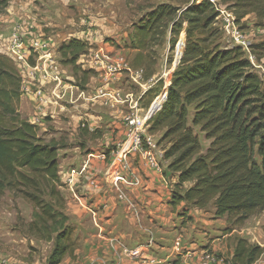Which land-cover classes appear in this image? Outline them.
<instances>
[{"label":"trees","instance_id":"obj_1","mask_svg":"<svg viewBox=\"0 0 264 264\" xmlns=\"http://www.w3.org/2000/svg\"><path fill=\"white\" fill-rule=\"evenodd\" d=\"M9 1L0 0V10ZM218 1H232L227 9L232 10L235 22L253 15L256 26L264 30V0ZM178 2L184 5L182 10L160 4L133 27L132 49L138 51L161 47L167 36L173 50L182 32L184 36V44L182 38L176 48L177 66L166 80L170 85L165 99L149 121L148 133L161 135L157 144L169 162V175L176 177L170 206L184 204L182 211H187L212 205L215 218L241 227L264 211V82L252 72L241 47L221 50L214 44L219 15L214 2ZM87 50L86 44L70 39L59 53L63 64L75 70L77 59ZM248 51L257 62L262 60L264 41L249 45ZM29 60L30 66L35 65ZM140 61L139 53L131 67L142 70L143 79L148 80L155 62L142 67ZM81 74L83 85L95 75L92 70ZM21 96L22 78L11 61L0 56V196L8 192L30 205L31 220L22 222V233L52 244L45 263L61 264L76 246L60 191L59 151L63 147L54 139L44 141L39 128L20 116ZM195 130L209 142L204 152ZM262 252L259 245L236 238L229 263L255 264ZM169 264H180V258Z\"/></svg>","mask_w":264,"mask_h":264},{"label":"crops","instance_id":"obj_2","mask_svg":"<svg viewBox=\"0 0 264 264\" xmlns=\"http://www.w3.org/2000/svg\"><path fill=\"white\" fill-rule=\"evenodd\" d=\"M96 47L91 50H102L112 60L120 58L132 69L126 53L108 43ZM86 56L81 59L82 68L93 70L95 76L84 86L85 90L63 82L62 76L54 74L53 66L50 69L37 63L36 69L24 74L18 105V112L25 113L31 124L47 126L46 118H50L54 138L65 129L73 140L80 127L79 132L88 138L84 146L69 145L59 154L60 191L65 199L63 213L74 228L76 240L73 255L65 256L61 264H135L122 250L140 244L149 246L147 255L156 264H169L177 257L180 264H227L222 257L223 262L205 261L202 255L210 249L204 250L200 245L202 233L197 232L195 237L196 220L200 226L208 227L214 226V222L205 220L200 210L182 211L184 204L170 206L176 177L167 171L169 162L162 159L158 169H153L144 152L128 156L125 168L121 167L125 162L113 156L112 151L128 140V128L123 122L128 111L125 97L129 93L137 94L138 89L123 66L108 75L106 81V74L95 69L90 54ZM165 91L163 83L158 82L143 96L140 105L147 107L155 96ZM147 129L141 137H147ZM155 144L151 152H163L162 146ZM117 172L124 181L113 180ZM188 218H193L194 224ZM220 221L216 220L219 228H226ZM230 236L225 233L222 239ZM49 246L52 249V244ZM211 248L214 253L230 251V259L234 250L233 247ZM263 255L264 252L255 264L263 261Z\"/></svg>","mask_w":264,"mask_h":264},{"label":"rangeland","instance_id":"obj_3","mask_svg":"<svg viewBox=\"0 0 264 264\" xmlns=\"http://www.w3.org/2000/svg\"><path fill=\"white\" fill-rule=\"evenodd\" d=\"M178 1L10 0L7 8L0 10V56L11 61L15 70L23 79L25 76V68L21 63L15 62L7 55L8 53L5 47H7L8 39L16 35L24 42L26 47H29L27 40H30L34 36L44 37L49 41L50 46L45 56L41 59V62L46 61L45 65L50 69V66H53V71H57H54V74L56 73L58 77L62 76L63 82L72 86L74 85L79 90H85L84 86L95 75H90L87 82L83 85L81 71L88 70L82 68L84 61L81 59L83 57L77 59V66L73 70L72 66L63 64L64 60L60 56L59 48L70 39H76L88 46V53L90 49L97 48L96 44L108 43L115 50L121 51L124 54L126 53L127 61L131 64L136 54L139 53L141 55L140 62L142 67L154 61L155 65L151 67L153 76L162 78L160 83H163L165 86L166 80L172 76L177 66L176 48L182 38L184 44L183 32L180 34L173 50H171L169 44L170 36H167L161 47H153L152 50L144 52L132 49L135 32L133 27L151 8L160 4H170L182 10L184 5ZM210 1L214 2L216 9L219 11V15L214 24V28L218 31L214 44L218 45L221 50L241 47L245 53V57L252 64V72L258 76H262L264 74V58L257 62L249 55V51L247 50L248 44H258L264 41V30L256 26L255 17L248 15L239 22H235L232 10L227 9L232 4V1L225 3L218 0ZM29 34L33 35L31 36ZM29 61L35 63L33 58ZM18 113L20 114V112ZM20 116L28 122L31 120L25 113L21 112ZM46 121L47 126L46 123L40 127L36 124L33 125L39 128V135L43 137L44 141L55 139L63 147L62 149L73 144L82 147L88 139L86 135L84 136L78 130V135L74 136L75 139L70 140L69 132L65 129L62 130L60 136L54 138L53 133L55 131L54 127L50 125L51 119L46 118ZM67 129L70 128L68 127ZM195 133L199 137L201 149L204 152L209 142L205 141L203 135L198 133L197 130H195ZM156 135L149 134L147 129V136H151L155 143L159 140V138H153ZM200 213L204 216L205 220L214 222V226L208 227L204 225L200 226L201 223L196 220L195 237L198 236L197 232L202 233L203 239L200 245L205 247L204 250H207L209 247L210 250L206 251L209 259L214 261L222 260L218 258L220 256L225 263H229L230 251L227 253L221 252L222 254L217 251L215 254L212 252L211 247H223L224 249H226L225 247L228 249L230 247L234 248L236 238L247 239L249 243L259 245L264 252V211L250 217L241 227H231L226 223L225 219L215 218L212 205L200 210ZM30 214V205L22 199L14 198L8 192L0 196V261L5 259H19L27 264H46L45 262L51 249L50 244L39 242L22 233V222L28 223L31 220ZM216 220H222L223 224L221 225H224L226 228H219ZM222 221L219 223H222ZM188 222L194 224V219L188 218ZM225 233H230L231 236L222 239ZM262 258L264 261V255ZM258 260L261 259L259 258ZM263 261L259 264H264Z\"/></svg>","mask_w":264,"mask_h":264},{"label":"built area","instance_id":"obj_4","mask_svg":"<svg viewBox=\"0 0 264 264\" xmlns=\"http://www.w3.org/2000/svg\"><path fill=\"white\" fill-rule=\"evenodd\" d=\"M33 35V34H29ZM27 38V37H26ZM26 40V39H25ZM29 47H26L24 42L21 41L16 35H13L8 39L6 52L15 62L21 63L25 68L24 72L28 73L36 69L37 63L39 66H45V62H41V59L45 56L46 51L49 49V41L44 37H32L27 40ZM250 45V44H248ZM248 50V47H247ZM87 54H90L93 64L96 66L95 69H99V72L106 74L104 80L108 81V75L117 71L121 66L131 73V79L133 84L137 87L138 93H129L126 95L124 103H128V111L123 119L125 126L128 128V140L124 144L116 147L112 154L116 159H121L125 163L121 167H127V157L137 153H146L148 164L153 169H158V163L163 159V152L153 154L151 151L155 149V142L151 136L141 137L144 130L148 128L149 121L159 111L161 104L165 99L166 91L155 96L147 107L140 105L143 96L149 92L153 86L162 80V78H149L148 80L143 79V71L140 69H131L124 64L120 58L112 60V57L102 50H89ZM82 55L81 58L86 56ZM35 60V65L30 66L28 64L29 59ZM53 63V62H50ZM35 67V68H34ZM52 68V66H50ZM91 70V69H89ZM93 71V70H92ZM95 73V72H94ZM262 82H264V74L260 76ZM170 85L166 82L164 88ZM142 112V114L140 113ZM148 152V153H147ZM113 180L115 182L124 181L123 177L117 172ZM149 246L145 244L137 245L133 248H124L122 254L134 260L135 264H156V260L147 255ZM203 259L205 261H211L208 253H203ZM0 264H27L20 261L19 259H5L0 261Z\"/></svg>","mask_w":264,"mask_h":264}]
</instances>
